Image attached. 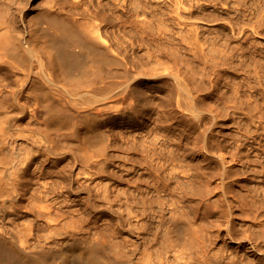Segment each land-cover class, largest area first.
I'll list each match as a JSON object with an SVG mask.
<instances>
[{
    "label": "bare ground",
    "instance_id": "bare-ground-1",
    "mask_svg": "<svg viewBox=\"0 0 264 264\" xmlns=\"http://www.w3.org/2000/svg\"><path fill=\"white\" fill-rule=\"evenodd\" d=\"M30 2L31 0H11L7 3L9 8L7 14L0 9V264H244L238 257L212 251V244L217 238V235L214 234L215 230L219 229L221 219L231 217L232 202L210 200L208 205L207 199L203 198H201L202 200H185L190 193L187 190V182L191 181L187 175L194 169L191 170L189 166L190 170L183 169L178 173L175 172L174 162L177 164V160L179 163H186L188 160L191 162L190 157L186 160L187 154H189L186 152L191 150L190 148L187 150L189 142L185 133L188 117L192 115L196 119L197 117L204 119L200 116L203 115L200 108L206 106L201 105L200 107L198 106L200 102L196 103L197 101L194 100L192 93L194 89L190 88V81L187 77L193 74L187 75L188 69L185 66L187 59L185 45H178L181 46L178 53L173 52L176 49L172 51L173 47L171 49L158 42V37L161 35L158 36L155 29L160 14L166 20H171L170 17H173L172 13L174 12L183 18L181 11L187 9V6L185 7L186 0H100L97 4L99 9V12H96L97 15L121 24L124 35L128 36L130 41H127L124 36H112L111 34L106 36L99 25L94 27L96 33H92L93 37L88 36L74 28L65 16L58 15L51 9L37 12L28 11L26 6ZM189 2L193 3L188 0ZM3 3L5 0H0V8ZM196 4L194 3L193 6ZM193 6L191 4L189 7L193 8ZM193 12L195 11L193 10ZM113 15L115 18L112 17ZM167 22L170 23V21ZM172 23L174 24V22ZM163 27L165 28V25ZM191 35L193 34L191 33ZM184 37L187 36L184 35ZM185 38L182 37L180 42L185 43ZM199 40L198 38L196 42H201ZM174 42L173 44H175ZM201 51L203 50H200V53ZM196 52L194 51V56ZM172 55L176 58L175 63L179 65L177 71L162 63L163 60L168 61L167 59H170ZM192 58L194 57L192 56ZM216 59L218 58L216 57ZM169 61L172 62V60ZM215 63L219 65V62ZM196 64H194L195 67ZM227 64L223 66H228ZM190 72L194 73L195 71ZM204 74L205 72L202 75ZM192 79L194 80V78ZM194 82L196 83V81ZM196 85H194L195 89L198 87ZM209 108L212 109L208 106L207 110ZM140 109L141 111H139ZM143 112H147L145 117L148 116L156 126L148 131L156 133V129L160 127L164 134L168 132L166 135L169 136V140L165 137L162 144L156 142L160 138L157 140L155 136L152 140L147 139L149 146L147 145L145 148H147L148 154L145 155L146 157L142 155L143 159L146 158L144 161L142 157L140 158L142 159L140 162L142 161V164L147 166L152 177L151 181L147 183L160 185L163 184V181L169 180L170 182L177 176L179 180L177 178L176 180L180 182L181 186L180 191L179 187L177 191L175 190L178 192L176 195L180 196L177 199L184 200H116V198L114 200H93L96 188H93V192L89 185L91 183L88 182L96 178H93L94 176L89 174V171H79L75 179L72 170V172L66 171L63 175L61 170H57L56 166L60 156H69L71 147L76 148L78 153L81 152L82 156L80 157H83L85 163H90L96 157L97 159L106 157L109 153L108 148L113 145L110 144V141H115V139L110 140L111 135L107 132V125L112 122H124L129 128L143 129V132L147 130L149 125L144 121H138ZM153 116H155L154 119H152ZM205 120L207 121V119ZM163 124H169L167 125L169 126L168 131L167 126L163 127ZM205 124L203 120V127ZM199 126L202 127L201 124ZM192 130L194 132L195 129ZM202 130L204 131V128ZM148 133L150 134V132ZM202 133H195L199 136H195L196 139L200 138ZM121 135H124L122 139L127 142L123 131L114 137L120 138ZM132 136L136 137L135 134ZM127 139L129 140V137ZM63 141H66L67 144H63ZM197 141L200 140L197 139ZM197 141L195 142L196 146ZM136 143L135 145H137ZM195 143L193 150H197V148L194 149ZM131 145L134 146V143ZM171 145H176L178 150L174 147L172 149ZM143 146L141 147L143 148ZM115 147L117 146L115 145ZM133 148L135 149V146ZM238 148L237 151L241 147ZM140 150L142 151V149ZM197 153L202 154L200 150ZM219 155H223V153ZM232 155L235 157L234 152ZM150 157L151 159H149ZM196 159L198 160V158ZM202 161L205 165H208L206 162L209 163V161ZM202 161L199 160L200 163ZM230 162H234V160ZM49 163L53 164L52 169H56L53 170L56 174L51 182H44L43 185L41 184L43 179L50 176L52 178L46 165ZM196 163L194 161L197 167ZM181 165L182 168L186 167L185 164ZM190 165L193 166V164ZM200 165L199 169L205 168ZM33 166L35 167L33 168ZM210 167V170L213 168V171L216 167L215 172H217L221 166L212 167L211 165ZM104 168L102 166L100 171L105 173L106 168ZM187 171H189L188 174H186ZM183 173L186 175H182ZM198 173L196 176L194 175L195 179L191 178L193 184L194 182L196 184L199 179L202 180L203 172L198 171ZM78 175H82V179H78ZM209 177L208 175L207 179ZM204 178L203 181L207 182ZM143 181L144 178L140 182ZM75 184H77V189L74 187ZM199 185L200 183L197 185L198 188ZM222 185L224 188L226 187L225 184ZM222 185L221 188H223ZM176 186L173 187L176 188ZM202 187L208 192V186L202 185ZM161 188H165V186ZM214 188L219 192V186L218 189ZM224 188L223 192L226 189ZM256 189L258 190V188ZM160 190L163 192L164 189ZM168 190L165 189L166 193ZM210 190L212 189H209L210 193L216 192V190ZM65 191L71 192V195H77L79 200L72 198L59 200L66 194ZM105 192L107 193L106 190ZM204 192L208 195L206 191ZM252 193V197L255 199L256 193ZM81 194H86V196L82 197ZM226 194L228 193H225V196ZM107 196H109L108 193ZM174 196L171 195L169 199ZM48 197L53 199V203H46ZM73 197L75 198V196ZM205 197L207 198V196ZM32 198L34 200H29ZM35 198L39 200H35ZM192 202L195 205H192ZM73 203L80 206L75 211L82 214L79 218L80 226L78 228L80 231L84 230V237H76V234L79 233L76 227L70 229V225L61 224V219L70 213L67 206ZM116 205H119L118 209L114 208ZM243 205L242 217L250 220V228L243 231V239L244 242L250 244L254 255L247 264H264V200H244ZM109 214L115 219L113 230L105 227L103 231L95 232L98 236L95 233L90 236L92 229L98 228L92 227L95 219H101ZM28 215L34 217L33 222L21 227L19 220ZM225 223L227 224L226 231L232 234L230 219ZM120 233H129L135 237V240L129 242L123 239L119 243L111 244L102 239L103 236L116 238Z\"/></svg>",
    "mask_w": 264,
    "mask_h": 264
},
{
    "label": "rangeland",
    "instance_id": "rangeland-1",
    "mask_svg": "<svg viewBox=\"0 0 264 264\" xmlns=\"http://www.w3.org/2000/svg\"><path fill=\"white\" fill-rule=\"evenodd\" d=\"M10 1L11 0H5V3L1 4L0 9L2 12H5L6 14L8 13L7 11L9 8L7 7L8 6L7 3H9ZM99 1L100 0H31L30 4H28L26 6V9L28 11H34V12L41 11L43 9H49V10L51 9L52 12L57 13L58 15L65 16V18L79 32L84 33V34L91 36V37H93V34L95 32L94 27L96 25H99L101 28V31H104L106 33V36L107 35L109 36L110 34L112 36H124V38L127 41H130V38L128 36L124 35V29L121 26V24H118L115 20L109 21V20H106L105 18L99 17L97 15L96 12H99V9L97 7L98 6L97 4H99ZM189 1H191V2L193 1V3H190V2L188 3V0H186L185 7L187 6V9L189 11L187 9L184 11H181L183 13V18H180L179 15H177L174 12V13H172L173 17H170L171 20L170 19L166 20V18L161 17V14H160V16L158 15V17H160V18H158V20H157V26L155 29L158 36L161 35L160 37H158V42L162 43L163 46H168V48L170 47L172 49V47H173L172 51L174 49H176L177 52L175 50L173 52L178 53L179 47H181L182 44L185 45V47L187 49V59L185 62L186 63L185 66H186V69H188L187 75L193 74V75H189L187 77H188V80L190 81L189 82L190 88L192 87V90L194 89V91H192V93L194 95V100L197 101L196 103H199V102L201 103V104L199 103L200 105L198 104V106H200V107H201V105H203V107L206 106V107H204L205 109L202 107L200 108L202 110L201 114H203L200 116H202L204 119H202L200 117L199 118L197 117V119H196L192 115H189L188 120H187L188 123H186V125L189 128L185 125V130H186L185 133H186L187 140L189 142L187 145V150L189 148L191 149L188 151L186 150L187 151L186 154L189 153V154H187L186 160L191 158L190 161L191 162L193 161V162L191 163L188 160V161H186V163H183V162L179 163V161L177 160V164H176V162H174L175 168H176L175 172L178 173V172H180V170H183V169L185 171L190 170V168H191V170L194 169V171H196L194 173V171L192 170V172H190L191 175L188 174L189 171L186 172V174H188L187 177H189V179L191 180L190 181L188 179V181H190L192 184L190 182H187L188 186L191 184V186H189L190 189L187 186V190L190 191L191 194L189 193V195H191V196L188 195L187 196L188 198L186 197L185 200H193V199L194 200H196V199L202 200L201 198H203L204 200L207 199L206 202H208V205H209L210 200H214V201L217 200L216 202H218V201L222 202L223 200H227V202L228 201L232 202V205L234 207L232 206L233 212L230 214H232L231 217L234 219L232 220L231 217H227L226 219L225 218L221 219L220 227H219V229L215 230V233H214L215 235H217V238L214 241V243L212 244V251L216 252L218 254L224 253V254H229L231 257H238L244 264H247V263H249L250 259L254 257V255H253V250L251 249L250 244L248 242H244L245 240L243 239L244 238L243 231H245V229L250 228V220L242 217V208L244 207V205L242 206V204H243L244 200H264V199H262V198H264L263 197L264 196L263 195L264 194L263 193V191H264V167H263L264 166V162H263L264 161V0H189ZM194 3L195 4L198 3L195 5L196 7L193 6ZM189 4L190 5L192 4L193 8L192 7L190 8ZM199 6H200V8H199ZM201 6H203L204 8ZM191 9H193L195 12H193V10L191 11ZM181 10H183V9H181ZM193 14H194V16H193ZM176 15L178 18L176 17ZM112 17L115 18V15H113ZM142 18L145 19L144 17H142ZM164 18H165V20H164ZM165 21L166 22L170 21V23H168V22L166 23ZM172 22H174V24ZM159 23H160V26H159ZM162 23H164V24H162ZM164 25H165V28L163 27ZM170 29L171 30L173 29V30L171 31ZM163 30H165V31H163ZM166 30H167V32H166ZM192 30L194 32L197 30L196 31L197 34H196V32L194 33ZM198 31H199V33H198ZM191 33L194 36L191 35ZM184 35L187 37L185 38ZM198 35H199V37H198ZM196 36H197V38H196ZM182 37L185 38V40H184V41H186L185 43L180 42ZM161 38L165 39V40H162ZM177 38H178V40H177ZM198 38L200 39L199 41H201V42H196V41H198ZM173 41H175L174 42L175 44H173ZM188 41L189 42L191 41V42L189 43ZM193 41L195 43L194 45L197 46V48H195V46L193 45ZM186 43H188V44H186ZM180 44H181V46H178ZM192 45L194 46V49H193ZM190 49H191V51H190ZM198 49L203 50V51H201V53H200V50H198ZM194 51H197L199 53L196 52V54L194 56L193 55ZM209 54L211 55L212 58L210 57ZM201 55L206 56V57L203 58V56H201ZM207 55H209V56H207ZM192 56L195 59L192 58ZM198 56L199 57L201 56V57L199 58ZM229 56L233 57V58H230ZM174 57L175 56L172 55L170 57V59H167L168 61L163 60L162 63L169 66L170 69L177 71L179 65H177V63H175L176 58H174ZM216 57L218 59L215 60ZM226 57H227L228 61H227ZM196 58H199L200 60L196 59ZM220 59H222L221 61H223V62H221ZM169 60H172V62L174 61L173 62L174 64ZM196 61H198V62H196ZM208 61H209V63H208ZM203 62H206V63H203ZM215 62H217V63L219 62L218 63L219 65H217ZM220 63H221V65H220ZM194 64H196V67ZM200 64H202V65H200ZM224 64L225 65L227 64L228 66H223ZM229 66H231L232 68ZM234 66H236V67H234ZM196 68H197V70H196ZM203 68H204V70H203ZM212 68L214 69V71ZM191 69L195 72L194 73L190 72V71H192ZM210 69H211V71H210ZM198 70L201 73H199ZM204 72H205V74L202 75ZM190 77L194 78V80L193 79L191 80ZM191 81H192V83H191ZM194 81H196V83ZM204 81L206 82V84H204L205 83ZM209 81H210V83H209ZM194 85H196L198 87H196V89H195ZM230 88H231V90H230ZM227 97L231 98L233 101H230L231 99H229ZM208 106L212 107V109L209 108V110H207ZM122 107H124V106H122ZM139 111H141V109ZM224 111L227 112L228 114L225 113ZM145 115H147V112L142 113L141 119L137 118V119H139L138 121H144L145 123H147L149 125V128L148 129L146 128L147 130H145L144 132L142 131L143 129L140 130L137 128H134V129L129 128L128 125L125 124L124 122H114V123L112 122L111 124L107 125V127H108L107 132L109 135H111L110 140L115 139V141L112 140L114 143L112 141H110V144H113L114 146L112 145L108 148V150H107V151H109V153L107 155L108 158H107V156L103 157V158L101 157L103 159L102 160L100 157H99V159H97V157H96V159H94L96 161L92 160L90 162L91 164L89 162L85 163V161L83 160V157H80V156H82L81 152L78 153V150L76 148L71 147V150L69 149L70 150L69 156H66V157L60 156L61 158L58 161V164L56 166V167H58L57 170H61L63 172L62 175L66 171H68V172L73 171L75 179L77 178V174L79 173V171H82V170H87V172L89 171L88 173L93 175L94 176L93 178H96V179H92V181L88 182V183L92 184V185L91 184H89V185L91 186L92 191L94 192V190H95V193H96V194L95 193L93 194V192H92L93 200H100V199L101 200H112V199L114 200L115 198H116V200H184V199H177V198H180V196L178 197V195H176V193H178L176 191L178 190L177 189L178 187H179V191H180V187H181L179 184L180 182L177 181V180H179L177 176L174 177V179H171L173 181L175 180L177 183L173 182L171 180H170L171 184H170L169 180L163 181V184H160V185H151L150 183H147L148 181L149 182L151 181L152 177L150 176V172L148 171L147 166L146 165L144 166L142 164L143 163L142 161L140 162V160L143 159V156L148 154V152L146 151L147 148H145V147L149 144L148 143L149 140H152L153 136H155V138H157V140L160 138V140L156 141L160 144L164 143L165 137H166V139L169 140V136L166 135L168 132H166L164 134V131H162L160 129V127L156 129L157 134H158V132L160 133V131H162L159 135H157L155 133V131H148L150 129L156 128V126H155V123L152 122L151 119L149 120L148 116H146L147 117L146 118ZM215 115H216V117H214ZM154 117L155 116H153L152 119H154ZM189 119L191 122L192 121L193 122L195 121V122L191 123L189 121ZM205 119H207V121ZM210 119H213V120L211 121ZM203 120H204V124L206 123L204 127H203ZM208 121H211V122H208ZM199 122H201V123H199ZM195 123H196V125H195ZM208 123H210L212 126ZM169 124H165V125L163 124L164 125L163 127H166ZM199 124H201L202 127L199 126ZM205 127L207 128L208 131L206 130ZM166 128L168 131L169 126H167ZM202 128H204V131L203 130L201 131ZM136 129H137V131H136ZM180 129H182V127H180ZM190 129H191V131H190ZM192 129H195L194 132ZM158 130H160V131H158ZM122 131L126 135L125 139L127 140V142L124 139H122V136H124V135H121L120 138L114 137V135L121 134ZM148 132H150V134ZM191 132H193V133H191ZM198 132H199V134H201V132L206 134V135H204L202 133V136L200 135V138H197L200 141H197V139L195 137V136L199 137L198 135H196V134H198ZM143 133H145V134H143ZM132 134H135L136 137L132 136ZM140 134H142V135H140ZM193 134H195V135L193 136ZM144 136H146V137H144ZM161 136H163V137H161ZM127 137H129V140L127 139ZM211 137H212V139H211ZM118 139H120V140H118ZM143 139L146 141L144 142ZM147 139H149V140L147 141ZM116 140H118V142H120V143L118 144V142H116ZM190 140L191 141L193 140V141L191 142ZM195 140L198 142L197 146H196ZM137 141L139 142V144ZM121 142H123V143H121ZM193 142L195 143L194 149L197 148V150H193V144H194ZM199 142L202 144V146H199V145H201ZM133 143H134L135 149L133 148L134 146L131 145ZM135 143L140 147V149H142V151L139 149V147L137 145H135ZM140 143H141V145H140ZM191 143H193V144L190 145ZM63 144L66 145L67 142L63 141ZM143 144H145V145L143 146ZM115 145L117 147H115ZM129 146H130V149H129ZM141 146H143V148ZM171 146L170 147L172 149L175 148L178 150V147L176 145H174V146L171 145ZM188 146H192V147H188ZM207 146H210V147H208L209 150H208ZM225 146H227L228 148ZM204 147H205V149H204ZM237 147H239V148L244 147V148L243 149L238 148L239 150L237 151L236 150ZM72 148H73V150H72ZM206 148L208 151L206 150ZM199 150H200V152H202V154L197 153V152H199ZM223 150L226 152V154H224L225 152ZM249 150H251V151H249ZM71 151H72V153H71ZM195 151H197V152H195ZM231 151L234 152L235 157H233V155H232L233 152H231ZM243 151L245 152V154ZM247 151H249V152H247ZM142 152L143 153L147 152V153L143 154ZM237 152L241 155H239ZM193 153L195 156L194 155L192 156ZM221 153H223V155H219ZM114 154H115V156H114ZM110 155L113 157V159ZM248 155H250V156H248ZM204 156H206V157H204ZM246 156H248L249 158H251L253 160L250 159L251 161L249 160L250 161L249 162L248 161L249 158ZM110 157H111V159H110ZM141 157H142V159H140ZM244 157H245V160H244ZM156 158L157 157L155 156V159ZM196 158H198V160ZM105 159H107V160H105ZM144 159H146V158H144ZM144 159H143V161H144ZM149 159H151V157ZM153 159H154V157H153ZM209 159H211V160H209ZM232 159L234 160V162H230V161H233ZM110 160H112V161H110ZM199 160H200V162L202 160L209 161V163L206 162V164H208V165H205L204 161H202V163H200ZM138 161H139V163H138ZM194 161H195V163L198 161L199 163L197 162L196 164L198 166L201 164L202 166L200 165V167H205V168H203V169L200 168L201 169L200 170L198 166L196 167V165L194 164ZM108 162H109V165H108ZM188 162H189V164H187ZM262 162H263V164H262ZM181 164H185L186 167L182 168ZM190 164H193V166H195V167H193ZM209 164H211L212 167H215V166L220 167L221 166L218 169H220L222 171L217 169V172H215L216 167L214 168L215 171H213V168L211 169L212 170L211 171L210 170L211 165L209 166ZM233 164H235V165H233ZM46 165H47V169L49 170V175H52V178L50 176V177L43 179L41 181L42 182L41 184H43V185L46 182H51L54 178V174H56L53 171L55 168L52 169L53 168L52 163H49ZM99 165H101V166L99 167ZM179 165H180V167H179L180 169L178 168ZM224 165H225V167H224ZM102 166H104L106 168V169L104 168L105 173L100 171ZM189 166H190V168H189ZM207 166H208V168H207ZM34 167L35 166H33V168ZM65 167L67 169H64ZM144 167H145V169H144ZM171 167H172V165H171ZM187 167H188V169H187ZM196 168H198V169H196ZM178 169H179V171H177ZM204 169L205 170L208 169L210 171H207V170L205 171ZM96 170H98V171H96ZM197 170L200 173H202V172L203 173L207 172V173H204V174L202 173V175H203L202 180L199 179L196 182V184L194 182V184H195V186H194L192 179L197 174H199ZM247 170H248V172H247ZM218 171H220V173H218ZM209 172H210V174H209ZM192 173H193V175H192ZM225 173H226V175H225ZM186 174L183 173L182 175H186ZM220 174H221V176H220ZM208 175L210 176L208 178L209 180L207 179ZM211 175L213 176V179H212ZM214 175H215L216 179L214 178ZM219 176H220V178H219ZM222 176H224V177H222ZM81 177H83V176L78 175V179ZM142 178H144V181L145 180L146 181L145 182L143 181L141 183L140 181L142 180ZM176 178H177V180H176ZM203 178L207 182H204ZM83 180H81V182H83ZM226 180H227V182H226ZM166 182H169V184L168 183L166 184ZM188 183H190V184H188ZM197 183L198 184L200 183V185H201V186L199 185V188L197 186L198 185ZM228 183H230V184L228 185ZM147 184H149L150 186L148 187ZM210 184H212V185L210 186ZM222 184H225L226 189L224 188V186ZM76 185L77 184H75L74 187L77 189ZM139 185H140V187H139ZM163 185L165 186V188H161V187H164ZM202 185L203 186L205 185V187L208 186V188H207L208 192H207V190H203L204 187H202ZM221 185L225 189L224 192H223V188H221ZM230 185H231V187H230ZM154 186H156V187L158 186L157 187L158 189L155 188ZM173 186H176V188ZM209 186L210 187L214 186L217 189L219 186L220 188L218 190L220 193L214 187L210 188ZM228 186H229V188H228ZM193 187H195L197 189V191H195L196 189H194ZM75 188H74V190H75ZM93 188H96V189L93 190ZM100 188L104 189V190L102 191ZM159 188L164 189L163 192H161L162 190H160ZM256 188H258V190ZM98 189H99V191H98ZM165 189H166V191L169 189L170 193H169V190L166 193ZM209 189L216 190V192L213 193V191L210 190V191H212L210 193ZM254 189H256V190H254ZM105 190L107 191V193L110 197L107 196V193L105 192ZM199 190L201 191V194H200ZM202 190H203V192L206 191V193H208V195L210 197L208 198V195L205 194V192L203 193ZM226 190H227V192H225ZM97 191L98 192L101 191L102 193L100 192L99 194H97L98 193ZM198 191H199V195L197 194ZM65 192H66V194H64ZM65 192L63 193L65 196L64 195L61 196L59 198V200H65V199L67 200V198H68V200H70V198H72L74 200H79L77 195H71V192H68V191H65ZM252 192H254V193L257 192L260 195L256 193V196L254 199V197H252L253 196ZM67 193L69 196L70 195L71 196L69 197L67 195ZM202 193H203V195H202ZM225 193H228V194H226V196H225ZM195 194H197V195H195ZM221 194L223 195V198H221V196H222ZM249 194H251V196H249ZM81 195H83L82 197L86 196V194H81ZM171 195H172V197L174 195L175 196H174V198L169 199V197H171ZM204 195L207 196V198ZM73 196H75V198ZM196 196H200V197H196ZM94 197H96V198H94ZM226 197H227V199H226ZM259 198H261V199H259ZM36 199L39 200L38 198H35V200ZM29 200H34V199L32 198ZM46 200H48L46 203H53L52 202L53 199L50 197H48ZM83 200H84V198H83ZM191 204L195 205L194 202H192ZM79 208H80V206H77V204H74V203L67 206V209L70 211V213L61 219V224L70 225L71 226L70 229H72V227H76V230L79 231V233H78L79 236L76 234V237H84L85 236L84 230L80 231V228H78V226H80L79 225L80 224L79 218L82 216V214H80V212L75 211ZM114 208L118 209L119 205H116ZM24 210L26 211V209H24ZM228 219H230V225L232 224V229H231L232 234H229L226 231V225L227 224L225 222ZM33 220H34V217L32 215L23 216L19 220V223L21 224V227H24V226L29 225L31 222H33ZM113 221H115V219L112 217L111 214L105 215L101 219L100 218L95 219V222H93L94 225L92 227L95 226L98 228L97 229L93 228L89 235L93 236L95 232L103 231L105 227H108L109 229L113 230V228H114ZM112 230H110V231H112ZM95 235L98 236L97 233H95ZM102 239L111 243V244H116V243L121 242L123 239L127 240L129 242H133V240H135V237H132L129 233H120V234H118V236L116 238L103 236ZM131 247H133V246H131ZM258 253H261V252L258 251Z\"/></svg>",
    "mask_w": 264,
    "mask_h": 264
}]
</instances>
